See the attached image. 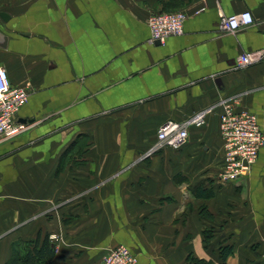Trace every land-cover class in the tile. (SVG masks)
<instances>
[{
  "label": "crops",
  "instance_id": "obj_1",
  "mask_svg": "<svg viewBox=\"0 0 264 264\" xmlns=\"http://www.w3.org/2000/svg\"><path fill=\"white\" fill-rule=\"evenodd\" d=\"M173 11L184 34L152 43L149 17ZM244 11L254 24L224 33ZM261 49L264 0H0V66L33 123L0 144V264L39 234L55 264L118 246L138 264H264V147L247 176L220 178L222 101L264 130V61L235 69ZM204 110L184 147L153 150L162 125Z\"/></svg>",
  "mask_w": 264,
  "mask_h": 264
},
{
  "label": "built area",
  "instance_id": "obj_2",
  "mask_svg": "<svg viewBox=\"0 0 264 264\" xmlns=\"http://www.w3.org/2000/svg\"><path fill=\"white\" fill-rule=\"evenodd\" d=\"M198 11L196 14H199ZM188 14L185 11L159 12L148 19L152 43L160 44L172 37L184 34ZM255 22L251 11L222 16V31L235 33ZM264 61V49L243 53L236 59V70L246 69ZM30 97L26 87L11 84L5 67L0 66V144L17 138L33 123L20 122L17 119L20 110ZM231 100V99H230ZM223 100V113L220 117V134L223 140V168L220 174L224 183L247 176L257 163L264 147V130L256 114L247 110H238L234 101ZM209 115L208 110L196 113L182 123L168 121L158 132V142L154 151L163 147L179 150L189 141V128L201 127ZM138 256L126 246L110 249L100 264H138Z\"/></svg>",
  "mask_w": 264,
  "mask_h": 264
},
{
  "label": "trees",
  "instance_id": "obj_3",
  "mask_svg": "<svg viewBox=\"0 0 264 264\" xmlns=\"http://www.w3.org/2000/svg\"><path fill=\"white\" fill-rule=\"evenodd\" d=\"M232 250L231 247L222 249L225 260L233 253ZM55 256L56 247L50 239V235L39 234L34 240L18 244L14 248L11 259L5 264H55Z\"/></svg>",
  "mask_w": 264,
  "mask_h": 264
},
{
  "label": "water",
  "instance_id": "obj_4",
  "mask_svg": "<svg viewBox=\"0 0 264 264\" xmlns=\"http://www.w3.org/2000/svg\"><path fill=\"white\" fill-rule=\"evenodd\" d=\"M156 44L160 45V43H159V42H157Z\"/></svg>",
  "mask_w": 264,
  "mask_h": 264
}]
</instances>
